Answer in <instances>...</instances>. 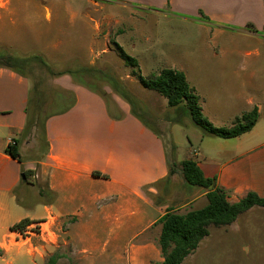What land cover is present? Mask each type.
<instances>
[{"label": "crops", "instance_id": "crops-1", "mask_svg": "<svg viewBox=\"0 0 264 264\" xmlns=\"http://www.w3.org/2000/svg\"><path fill=\"white\" fill-rule=\"evenodd\" d=\"M65 1L0 0V49L20 50L44 40L63 43L60 36L66 43L85 44L92 22L94 28L99 26L91 9L106 7L197 22L211 27L218 38L243 34L264 45V0ZM44 29L51 35L42 39ZM253 53L214 45L213 52L197 55L194 63V75L208 78H202L201 85L188 81L213 125L232 124L256 107L259 118L249 132L214 138L189 127L185 115L166 120L174 135L182 127L190 128L186 138L191 148L183 157L173 155L171 164L193 160L205 178L215 179L230 203L249 192L264 197V67L252 68L256 58L264 63V52ZM228 55L240 56L242 62L234 67ZM255 77H261L260 84L252 83ZM57 80L74 94V105L46 121L43 141L34 133L22 136L31 82L0 64V264H44L58 250L63 252L57 264L162 261L157 221L169 207H157L151 196L157 194L153 185L167 178L171 168L163 138L122 98L108 101L107 96L73 84L69 76ZM14 141L18 159L6 152ZM176 148L173 142L174 154ZM24 171H29L27 180ZM205 194L180 208L207 202ZM254 208L258 207L248 211ZM177 209L173 211L179 213ZM23 219L32 222L29 228L47 230L46 237L11 229Z\"/></svg>", "mask_w": 264, "mask_h": 264}, {"label": "rangeland", "instance_id": "rangeland-1", "mask_svg": "<svg viewBox=\"0 0 264 264\" xmlns=\"http://www.w3.org/2000/svg\"><path fill=\"white\" fill-rule=\"evenodd\" d=\"M40 1L47 4L66 2L65 0H35V2ZM91 5L94 4L91 3ZM90 15L92 19L99 21V26L94 28L92 22L87 43H66L65 36H60L59 40L64 41L63 43L44 40V43H28L20 50L13 49V47L4 48V51L0 49V64L6 63L5 59L9 56L25 58L39 55L49 65L53 73L73 70L78 66L93 67V69L99 70L101 78H90L88 85L93 89L107 92V100L111 101L114 96L121 98L114 91V85L111 83V81L119 82L120 87L116 86L117 90L125 89L132 99L133 105L122 99L163 138L170 165H172L170 158H173V155L175 158L183 157L184 152L190 147L186 138L189 127L201 130L194 126L186 115V119L190 123L189 127L180 128L182 130L175 135L173 132L170 133L171 128L166 120L179 116L183 119V110L168 107L166 98L155 91L144 88L138 82L137 76L157 74L161 69L170 68L184 72L187 81L192 85H201V79L208 77L194 75L196 70L194 63L197 55L213 52L214 45L220 44L224 51H235L242 54L247 51L264 52V45L255 39H245L243 34L218 38L211 32V27H201L197 22H187L179 18H163L130 8L113 11L108 7L97 11L92 8ZM48 30L44 29L42 39L51 35ZM120 50L124 51L127 56L136 59L138 65L132 66L125 63ZM228 58L234 67L237 63L242 62L240 56L228 55ZM253 58L255 56L251 57V59ZM198 62L201 61L198 60ZM263 67L262 60L256 58L252 68ZM24 73L30 79L31 85L35 81L41 89L46 92L50 91L49 102L56 99L55 96L62 92L61 94L66 95L64 98L67 99L64 102L58 100L56 104L59 107L69 103L70 94L62 91L63 88L57 80L58 77L51 76L39 61H33L31 65L25 67ZM254 79L252 83H261V77ZM230 125L231 123L224 121L223 124L216 123L214 126ZM34 134L36 139L43 141L42 132L37 131ZM173 142L177 143L175 154L173 153ZM193 146L196 148V145ZM171 167L175 173L173 177L156 185L157 194L154 196V201L157 203V207L179 208L177 211L183 214L207 203L204 200H198L193 205L180 208L185 202L201 196L205 191L188 186L183 179L180 166ZM161 210L163 211L164 208ZM155 235L156 232H153L152 236ZM56 252L62 253L63 250ZM64 252L70 254L69 251ZM184 264H264V208H254L239 215L230 226L219 228L210 226L209 235L184 260Z\"/></svg>", "mask_w": 264, "mask_h": 264}, {"label": "trees", "instance_id": "trees-1", "mask_svg": "<svg viewBox=\"0 0 264 264\" xmlns=\"http://www.w3.org/2000/svg\"><path fill=\"white\" fill-rule=\"evenodd\" d=\"M121 56L125 59V63L137 66V60L127 56L124 51L120 50ZM7 67L15 70L22 76L28 78L24 73L25 67L32 62L39 61L48 70L53 77H61L68 75L75 85L83 86L88 90L106 98L105 91L93 89L88 85L89 79H100L98 71L93 67L86 68L78 66L73 70H65L53 73L49 65L39 55H32L25 58L9 56L5 59ZM90 72V74H88ZM138 82L147 90L155 91L167 100L168 107L183 110V115H187L194 126L199 128L204 136L232 139L244 133L249 132L259 118L256 107L249 112L243 113L234 118L230 126L216 127L214 126L202 112L201 99L195 88L190 86L184 72L176 69L164 68L157 74H149L147 76H137ZM114 85L112 88L121 98L133 105L132 99L125 92V89L117 90L119 82L111 81ZM120 87V86H119ZM123 88V87H121ZM70 94L69 103L59 106V101L64 102V94H57L56 99L49 102V92L41 89L39 84L34 81L31 85L28 104L26 107V124L22 132V136L40 131L44 133L46 121L55 115L63 114L68 111L75 103L74 94L67 90H62ZM64 98V99H63ZM55 103V105H54ZM57 107V108H55ZM6 152L14 159L19 158L18 143L14 141L6 148ZM171 166H175L172 164ZM181 174L188 186L203 189L206 194L207 203L199 209H193L183 214L173 211L169 208L167 212L157 221L161 225V233L159 236V246L162 255V261L152 264H184V260L192 254L199 246L202 240L209 235V227L216 228L230 226L239 215L247 212L253 207L264 208V197H260L255 192H249L238 202L230 203L227 199L226 192L216 187L215 179L205 178L197 164L193 160H184L180 163ZM174 174L171 167L169 176ZM25 180L28 179L29 171L23 173ZM165 178L164 180L168 179ZM162 180V181H164ZM154 184L153 186H156ZM212 186L211 189L209 187ZM154 201V196H151ZM155 204H157L154 201ZM159 205V204H158ZM32 222L29 219H23L14 224L11 229L14 231H23L25 227ZM62 255L54 253L44 264H57ZM73 264V263H70Z\"/></svg>", "mask_w": 264, "mask_h": 264}, {"label": "built area", "instance_id": "built-area-1", "mask_svg": "<svg viewBox=\"0 0 264 264\" xmlns=\"http://www.w3.org/2000/svg\"><path fill=\"white\" fill-rule=\"evenodd\" d=\"M25 231H30L29 233H36L38 235H43L44 237H46L47 235V230H43L40 226L35 228H29V226H27L23 231H17V232L24 233Z\"/></svg>", "mask_w": 264, "mask_h": 264}, {"label": "water", "instance_id": "water-1", "mask_svg": "<svg viewBox=\"0 0 264 264\" xmlns=\"http://www.w3.org/2000/svg\"><path fill=\"white\" fill-rule=\"evenodd\" d=\"M22 177H23V179H24V176H23V175H22ZM211 188H212V186L209 187V189H211Z\"/></svg>", "mask_w": 264, "mask_h": 264}]
</instances>
